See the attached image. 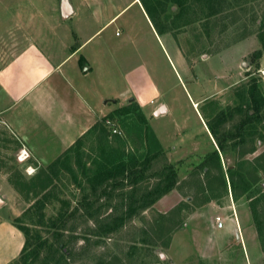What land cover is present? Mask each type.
Returning a JSON list of instances; mask_svg holds the SVG:
<instances>
[{"label":"rangeland","instance_id":"rangeland-1","mask_svg":"<svg viewBox=\"0 0 264 264\" xmlns=\"http://www.w3.org/2000/svg\"><path fill=\"white\" fill-rule=\"evenodd\" d=\"M0 1V57L18 46L11 38L22 41L31 33L39 48L42 38L65 34L59 26L53 33L42 28L32 1ZM131 1L105 0L109 6L95 16L83 9L79 22H66L67 34L92 36L90 48L106 45L99 54L110 58L115 88L127 86L131 97L140 95L146 112L160 103L168 114L142 117L135 104L125 103L106 113L112 126L104 124V133L93 131L70 148L56 125L48 129L43 123L31 133L14 129L0 104V224L14 230L0 229V264H172L183 255L176 236L190 254L183 264H264V243L249 206L250 198L264 193V106L260 115L247 117L253 111L250 91L256 88L264 98V0H147L152 12L146 0ZM13 19L20 23L13 25ZM108 70V64L101 69L102 79ZM224 83L233 85L226 96L238 106L233 121L225 119L222 126L234 139L231 145L244 136L246 155L244 161L242 155L229 156L221 170L212 142L219 147L222 127L210 116L218 103L212 91ZM98 92L105 96L101 86ZM19 117L18 126L25 119ZM237 125H243L239 136ZM153 130L162 142L195 140L200 155L175 150L171 141L162 148ZM22 150L28 153L24 161L18 159ZM129 159H136V174L98 178L103 167ZM171 173L172 190L146 208L138 203L129 210L131 195L138 199L153 191ZM256 210L264 233V207L257 204ZM217 215L239 224L245 245L225 229L215 231Z\"/></svg>","mask_w":264,"mask_h":264},{"label":"crops","instance_id":"crops-1","mask_svg":"<svg viewBox=\"0 0 264 264\" xmlns=\"http://www.w3.org/2000/svg\"><path fill=\"white\" fill-rule=\"evenodd\" d=\"M14 1L17 2V5H20V0ZM28 1H32V8H35L33 11L40 15L39 23L42 28H47L49 32L53 33L58 31L55 28L59 26L61 27L60 30L62 32L64 30L65 34L61 37L52 34L50 38H42V46L39 45V48L37 37H33L31 33H29L30 36L24 38L22 41L17 37L11 38L14 46H18L14 48L11 54L9 53L7 56L3 54L0 57V60L4 61L0 64V92L3 93V98H0V104L6 106L4 112L9 117L10 124L14 125V129H18L19 127V130H26V132L31 133L39 131V125L43 123L48 129L56 125L55 131L64 140V146H68L73 145L95 123L102 117L104 118L108 111L113 110L112 108H122L125 103L130 104L131 102L135 104V107L142 117L157 116L156 118L160 119L168 114V108L160 103H157L149 112H146L143 105L138 102L140 95L138 97H131L127 86L119 91L118 87L115 88L109 74L111 73L110 67H112L110 58L106 55L99 54V52L106 51V45L90 48L88 46L91 44L90 40L92 36L83 39L79 30L75 31L76 35L74 36L67 34L70 30L66 22L69 20L79 22L81 13L85 11L83 9H88L91 11L92 16H95L100 13L102 8H107L109 3L107 4L105 0L104 2L103 0H66L71 14L68 18L62 19L61 9L64 0H39L42 2L41 6L34 4L37 0L35 2L34 0ZM134 1L136 0H132L131 3ZM0 4H3L2 1H0ZM119 13L114 16L105 17L101 27L103 28L109 25ZM92 16L90 18L93 20L94 17ZM16 23L19 24L20 21L13 19V25H16ZM36 24L37 20L29 22L30 28ZM1 43L5 44L6 41L2 40ZM177 56L184 63V58L180 52H177ZM107 64L109 70L108 73L104 74V79H102L101 69L104 66L106 68ZM227 81H229V78H227ZM6 82H10V85H7ZM124 85H126L125 82H123ZM100 86L105 93L103 97L98 92ZM223 86V88H214V91H212L215 93H212L214 98H218V103L213 108L210 116L213 120L217 119V124L222 127L219 147L212 142L220 160L219 167L221 170L225 166V160L229 156L234 154L242 155V161H244L246 155L244 136L241 135L240 139L238 137L236 138L241 143L235 142V145H231L234 139L231 137V139L228 138L227 135L229 132L222 126L225 119L226 121L228 120L227 123L233 121V117L236 116V114H233V110L238 106V104H233L234 101L231 98L233 96L229 94L226 96V93L231 91L230 89L233 85L224 83ZM12 90L13 94L11 95ZM141 90L138 89V91ZM204 99L205 94H202L201 100ZM107 101L111 104H107ZM150 103L153 104V100H150ZM193 105L195 106V103ZM159 110H161L160 113L155 115ZM225 110H228L226 111V115H221L220 112H225ZM236 110V113H240L239 109ZM252 114L253 111L250 110L247 117L249 119L255 118L256 115L254 114L255 116L252 117ZM18 116L25 118L19 126L17 123ZM25 124H28L27 128ZM242 128L243 125L241 127L238 125L235 127L234 130L237 136H239V132H242ZM153 132L162 148H166L167 143L171 141L172 148L175 150L181 151L182 149H188L192 153L194 152L196 155H200L198 152L201 147L195 140L179 142V144H176L177 141L173 139L162 142L159 140L157 133L154 130ZM207 135L210 139L212 138L210 133L207 132ZM257 142L258 144L260 143L259 140H256ZM218 150H220L221 154H219ZM226 184H228V180ZM224 218L226 219L225 222L228 221L229 224L224 223L221 229L215 226V231L220 232L225 229L236 236V239H239L241 244L245 245L243 232L241 227L238 226L239 224L237 225L234 221H229L226 217ZM4 227L9 228L6 225L0 224V229ZM9 229L14 232L12 228ZM194 234L207 237L211 235V232L194 230ZM173 241L180 248V253L183 255L177 257L178 259L175 258L172 264H183L182 262L185 257L190 256V254H185L187 247L181 244L177 236L173 238ZM210 245L213 246V244ZM184 248L186 249L184 250ZM187 258L190 259V257ZM6 263L2 261L1 264Z\"/></svg>","mask_w":264,"mask_h":264},{"label":"trees","instance_id":"trees-1","mask_svg":"<svg viewBox=\"0 0 264 264\" xmlns=\"http://www.w3.org/2000/svg\"><path fill=\"white\" fill-rule=\"evenodd\" d=\"M168 1V0H167ZM172 1L173 3L176 4L175 0H169ZM146 7H150V12L154 11V9L150 6V4L148 3V1L146 0ZM156 22V21H155ZM168 29H165V32H167ZM249 100H250V107L251 109H253V114L257 115V114H261V110L264 106V98L261 97V95L259 94L258 90L256 88L252 89L249 93ZM106 120V117L101 121V123H95L81 138H79L78 140H76L74 142V144L70 147V148H78L79 145L81 144V140L83 137H85L87 134L92 133L93 131H98L100 130L101 133H104V121ZM105 127V126H104ZM157 154L154 155H149L148 159H150L151 157H155ZM148 159L144 158L143 162H147ZM60 160V158H58V161ZM121 163L115 164L113 163V167L112 169L110 168H106L103 167V173H101L98 178L104 180H108L110 178L113 177H117L119 175H126V177L132 176L133 174H136V172H139L138 170L136 171V166H135V162L136 159H129L128 163L124 164L122 163V161H120ZM175 185V180L173 179V173H171L170 175H167V181L166 182H160L157 183L154 190L153 191H145L144 194H142L138 199H136V197L131 195V204L129 206V210H133L134 209V205L138 204L139 208L143 209L148 207L149 205H151L153 202H155L160 196H162L163 194L169 192L170 190H172L174 188ZM250 210H251V214H252V218L254 221V225L257 231V235L259 240L261 241V243H264V233H263V226L261 225L260 221H259V217L257 215V210H256V205L260 204L264 207V193L261 196L258 197H254L253 199L250 198ZM25 236H27L26 233H24ZM28 238L26 237V240L23 244V249H26L28 246ZM62 246V245H61ZM34 252V251H33ZM64 254V253H63Z\"/></svg>","mask_w":264,"mask_h":264},{"label":"built area","instance_id":"built-area-1","mask_svg":"<svg viewBox=\"0 0 264 264\" xmlns=\"http://www.w3.org/2000/svg\"><path fill=\"white\" fill-rule=\"evenodd\" d=\"M104 124L107 127H111L112 126L111 122L108 119H106L104 121ZM111 132H112V134H120L118 131H116L113 128L111 129ZM21 157H23L22 161L26 160L28 158V153L26 151H24V150L20 151L19 155H18V159H20ZM224 219H225L224 217H221L219 215L215 216L214 222H215V225H216V227L218 229H221L224 226Z\"/></svg>","mask_w":264,"mask_h":264},{"label":"water","instance_id":"water-1","mask_svg":"<svg viewBox=\"0 0 264 264\" xmlns=\"http://www.w3.org/2000/svg\"><path fill=\"white\" fill-rule=\"evenodd\" d=\"M61 15H62V19H66L67 17L70 16L71 14V11H70V8L68 6V4L66 2H63L62 3V9H61ZM161 110L157 111L155 113V115H158V113H160Z\"/></svg>","mask_w":264,"mask_h":264},{"label":"bare ground","instance_id":"bare-ground-1","mask_svg":"<svg viewBox=\"0 0 264 264\" xmlns=\"http://www.w3.org/2000/svg\"><path fill=\"white\" fill-rule=\"evenodd\" d=\"M20 159H23V157H21Z\"/></svg>","mask_w":264,"mask_h":264}]
</instances>
